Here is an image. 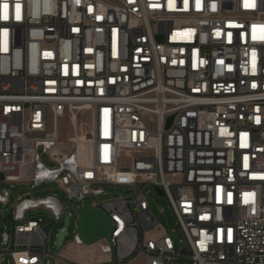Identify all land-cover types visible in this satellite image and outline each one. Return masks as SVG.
<instances>
[{
	"label": "built area",
	"instance_id": "1",
	"mask_svg": "<svg viewBox=\"0 0 264 264\" xmlns=\"http://www.w3.org/2000/svg\"><path fill=\"white\" fill-rule=\"evenodd\" d=\"M77 106L85 158L55 149ZM0 181L20 185L0 264L51 255L29 212L74 206L30 194L49 181L111 220L96 264H264V0H0Z\"/></svg>",
	"mask_w": 264,
	"mask_h": 264
},
{
	"label": "rangeland",
	"instance_id": "2",
	"mask_svg": "<svg viewBox=\"0 0 264 264\" xmlns=\"http://www.w3.org/2000/svg\"><path fill=\"white\" fill-rule=\"evenodd\" d=\"M58 141L56 145V150L61 156L66 154L69 150L77 151L80 157L85 158L89 144H90V134H91V117L90 111L86 106H77L71 110H67L62 117L58 120L57 125ZM42 160L48 166H53L54 163L50 160L47 153H42ZM20 185L10 184L0 181V193L6 190L9 193L7 203H0V251L3 249V238L5 235L11 234V222L5 219V216L9 212L10 208L17 201L18 189ZM107 191L106 194L98 196V199L105 200L110 198L119 189L112 187H104ZM30 194L33 197H43L46 195H55L63 203L65 207L82 205V202L76 201L75 199H69L65 192L61 190L57 184L53 181L42 182L33 188H30ZM93 197V196H91ZM90 197L88 196L87 199ZM164 208L165 213H163V218L167 220L170 226L174 225V218L171 211L167 208V203L163 198L160 203L155 204V208ZM71 212L70 221L67 229V234L63 241V246L60 249H55V238L57 230L62 226V220H53L49 216L40 213L42 217L43 230L47 234V246L51 253L48 254L44 259V264H96L104 263L108 261V256L102 251V242H97L89 246L81 245L74 240L76 233L75 222H76V212L74 209L69 210ZM34 212V211H33ZM71 245L70 254H65L64 251ZM4 261L2 264H8L7 256L4 255ZM48 261V262H47ZM145 258L142 255H137L133 258L130 264H144ZM163 264H171V262L164 261Z\"/></svg>",
	"mask_w": 264,
	"mask_h": 264
},
{
	"label": "water",
	"instance_id": "3",
	"mask_svg": "<svg viewBox=\"0 0 264 264\" xmlns=\"http://www.w3.org/2000/svg\"><path fill=\"white\" fill-rule=\"evenodd\" d=\"M23 191H25V189H23ZM158 193H161L160 189H158ZM73 209L75 210L77 215L75 222L76 233L74 236V240L81 245L89 246L99 242L101 239H105L109 246L110 259L113 260V246L109 240V231L112 225L111 220L105 215L102 210L96 209L91 206L90 200L85 201L80 207H74ZM29 213H42L50 217V214L43 209H38L34 212ZM5 219H8L11 222V227L15 224L10 212L7 213ZM69 221L70 215L66 213L62 220V226L57 230L55 238L56 250L60 249V247L63 246V241L67 234ZM10 236L12 239V228Z\"/></svg>",
	"mask_w": 264,
	"mask_h": 264
},
{
	"label": "bare ground",
	"instance_id": "4",
	"mask_svg": "<svg viewBox=\"0 0 264 264\" xmlns=\"http://www.w3.org/2000/svg\"><path fill=\"white\" fill-rule=\"evenodd\" d=\"M146 4H153V0H146ZM39 179H46V170H39ZM110 240V233H109ZM102 242H107L105 239H102Z\"/></svg>",
	"mask_w": 264,
	"mask_h": 264
},
{
	"label": "snow or ice",
	"instance_id": "5",
	"mask_svg": "<svg viewBox=\"0 0 264 264\" xmlns=\"http://www.w3.org/2000/svg\"><path fill=\"white\" fill-rule=\"evenodd\" d=\"M8 8H9V5L7 3L3 4V9H4V16H3V18L4 19H8Z\"/></svg>",
	"mask_w": 264,
	"mask_h": 264
},
{
	"label": "crops",
	"instance_id": "6",
	"mask_svg": "<svg viewBox=\"0 0 264 264\" xmlns=\"http://www.w3.org/2000/svg\"><path fill=\"white\" fill-rule=\"evenodd\" d=\"M78 246H80V247H78V248H81L82 247V245H78ZM85 246V245H84ZM71 250H72V248H71V245H68V247L66 248V250L64 251V257H65V254L67 253V254H70V252H71Z\"/></svg>",
	"mask_w": 264,
	"mask_h": 264
}]
</instances>
